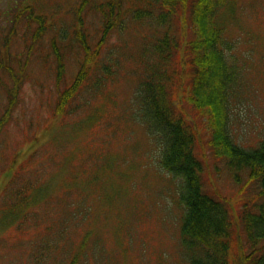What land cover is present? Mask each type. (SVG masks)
I'll return each instance as SVG.
<instances>
[{
	"label": "trees",
	"instance_id": "16d2710c",
	"mask_svg": "<svg viewBox=\"0 0 264 264\" xmlns=\"http://www.w3.org/2000/svg\"><path fill=\"white\" fill-rule=\"evenodd\" d=\"M48 3L60 2H20L0 22V37L6 36L0 77L12 84L0 86V135L19 106L18 81L31 55L54 82L45 126L50 139H37L19 163L14 155L3 159L0 172L8 178L0 188V228L27 238L31 264L100 259L101 213L125 227V213L138 210L125 197L112 211L121 199L108 195L116 184L128 189L133 157L102 145L84 150L78 163L58 145L83 126L116 138L135 123L156 147L157 168L176 195L178 244L187 264H264V123L254 143L243 145L231 115L244 82L228 36L230 26L238 27V0H73L44 10ZM114 33L119 38L112 44ZM13 37L23 46L14 56L7 51ZM121 78L134 82L132 112L103 121L93 102L114 106L108 87ZM203 142L238 185L234 203L206 182ZM123 236L115 231L112 238Z\"/></svg>",
	"mask_w": 264,
	"mask_h": 264
},
{
	"label": "rangeland",
	"instance_id": "374dc122",
	"mask_svg": "<svg viewBox=\"0 0 264 264\" xmlns=\"http://www.w3.org/2000/svg\"><path fill=\"white\" fill-rule=\"evenodd\" d=\"M32 1L0 0V22L4 24L9 15L8 11L12 8L15 10L18 7L16 4ZM57 2L60 3H48L44 10L60 9L63 1ZM72 4L73 0H65L63 3L65 6ZM237 11L238 27L230 26L228 36L233 39L232 52L243 67L244 82L242 97L231 107V115L236 140L243 145H251L262 133L264 123V0H238ZM68 18L69 14L63 16L65 20ZM118 38V34L114 33L110 42L113 44ZM5 39L6 36L0 37V51L1 43ZM22 49L23 46L16 37L10 39L8 52L14 56ZM18 70L15 65L14 72ZM24 75L25 77L18 81V84H21L17 100L19 106L12 111L7 131L1 132L0 135V168L3 167V159L14 155L16 163H19L34 148L37 139L44 142L51 137L45 126L51 119L53 102L50 87L54 83L53 75L48 72L47 66L42 67L36 63L32 55ZM2 83L12 85L7 76L0 77V86ZM133 86L134 82L130 78L110 82L108 92L116 101L115 105L101 107L100 102H93L95 108L103 109V121L114 118V115H128L132 112L130 99ZM3 96L4 93L0 89V98L4 102ZM115 137L113 138L111 132L99 131L97 127L83 126L75 136L66 134L58 145L60 148L65 145L78 163L84 150L102 145L111 153L125 152L134 160V170L131 173L133 177L128 183V189L124 184H116L108 195L117 192L121 199L111 206L112 211L121 206L125 197L135 204L138 210L125 213V227L119 226L111 217L107 219V214L101 213L97 219V232L101 234L103 255L90 264H187V258L181 254L178 244L176 220L180 208L176 204V195L171 188L170 179L157 168L156 147L142 127L135 123L129 129L122 128ZM48 148L49 152L54 151L50 146ZM203 149L207 156L206 182L226 195L231 202L239 200L238 185L233 183L220 162L209 157L204 142ZM56 177L59 178L60 175L57 174ZM7 178V173L0 172V188ZM112 211L109 214H113ZM115 231H121L124 236L120 239L112 238ZM26 240L27 238L11 229L0 228V264H31L27 255L28 249L24 250L23 247Z\"/></svg>",
	"mask_w": 264,
	"mask_h": 264
}]
</instances>
